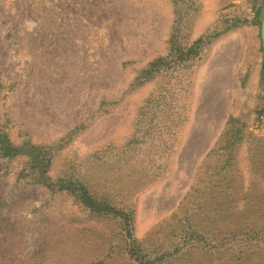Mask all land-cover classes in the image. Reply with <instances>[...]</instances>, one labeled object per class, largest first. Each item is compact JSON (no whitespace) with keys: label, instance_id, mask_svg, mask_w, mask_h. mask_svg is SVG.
<instances>
[{"label":"rangeland","instance_id":"rangeland-1","mask_svg":"<svg viewBox=\"0 0 264 264\" xmlns=\"http://www.w3.org/2000/svg\"><path fill=\"white\" fill-rule=\"evenodd\" d=\"M264 0H0V264H264ZM84 186L124 216L39 182Z\"/></svg>","mask_w":264,"mask_h":264},{"label":"trees","instance_id":"trees-1","mask_svg":"<svg viewBox=\"0 0 264 264\" xmlns=\"http://www.w3.org/2000/svg\"><path fill=\"white\" fill-rule=\"evenodd\" d=\"M259 24L261 25V19L259 20ZM2 153L6 157H14L25 154L31 159V163L34 166V170H36L39 182L46 184L48 187H56L58 190H67L73 193L80 199L81 203L93 213L108 214L113 212L115 215H119L121 217L124 216L122 212L110 207L107 202L95 200L82 185L65 180H58L57 183H51V179L48 175L50 159L47 158V155L42 153L41 147L34 145H29L27 148H24V146L17 147L5 139L3 140Z\"/></svg>","mask_w":264,"mask_h":264},{"label":"water","instance_id":"water-1","mask_svg":"<svg viewBox=\"0 0 264 264\" xmlns=\"http://www.w3.org/2000/svg\"><path fill=\"white\" fill-rule=\"evenodd\" d=\"M261 38H262L263 52H264V14L261 23Z\"/></svg>","mask_w":264,"mask_h":264}]
</instances>
